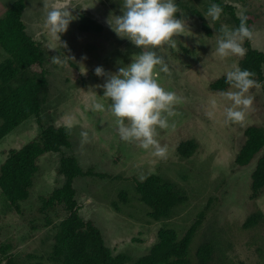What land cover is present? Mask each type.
<instances>
[{
	"label": "rangeland",
	"instance_id": "obj_1",
	"mask_svg": "<svg viewBox=\"0 0 264 264\" xmlns=\"http://www.w3.org/2000/svg\"><path fill=\"white\" fill-rule=\"evenodd\" d=\"M184 1L194 4L196 10L191 13L178 5L180 12L176 15L187 22L186 35L175 38L176 49H156L171 73L169 76L161 72L159 82L166 90L184 98V103L176 109L179 115L172 118L175 128L161 131L158 137L168 149L164 160L153 155L152 150L123 142L116 131L115 118L109 111L92 110L95 102L103 103L106 109L111 103L103 96V88L99 87L106 78L95 75V68L100 66L106 73H116L143 51L127 38H120L108 23L122 15L123 0H49L56 4L70 3L74 7L71 11L75 18L68 30L60 34V41L52 36L46 24L44 0H24L23 20L27 31L41 44L48 58L45 67L51 95L46 98L41 117L51 118L66 128L71 123L73 146L64 147L61 153L48 152L39 158L35 183L28 200L22 205L26 206L27 212L37 209L41 197L65 183L66 178L58 174L60 158L63 153H73L85 169L93 167L97 172L108 174L106 177H76L74 187L81 215L95 221L114 254L122 252L136 260L150 250L161 227L175 228L182 236L204 211L205 217L192 246L214 236L221 249L217 254L222 257L218 261L220 264H264V219L257 226L247 229L242 226L251 214L264 213V193L259 198L250 197L252 165L238 166L235 163L245 129L253 124L264 126V65L263 78L258 81L261 87L250 90L254 102L245 123L229 122L226 110L232 102L225 98L226 92L212 91L209 82L233 70V65L239 66L242 58L238 56L221 59L216 55L221 24L230 28L237 25L230 9H223L220 20L209 27L212 22L205 18V13L213 3L205 0H199L198 4L196 0H175V3ZM14 2L0 0V20ZM221 2L231 5L237 16L243 13L253 20V37L243 44L246 50L249 42L251 47L264 51V0ZM83 14L102 24L103 29L82 30ZM8 57L9 53L0 45V65ZM53 57L63 63H52ZM208 113L213 114L211 118ZM39 126L37 117L33 116L2 138L0 165L7 157L4 151L26 144L38 134ZM81 131H87L90 137V142L83 148ZM189 138L196 140L197 148L193 154L183 156L177 147ZM151 173L173 180L188 195L187 201L168 219H152L148 215L149 206L137 195L135 180L141 181L140 175L146 177ZM11 208L0 189V242L13 239L16 246L12 252L22 264H57L51 260L54 234L56 225L67 213L55 209L50 212L51 223L47 224L48 219L41 215L30 223L26 221L27 216L17 215Z\"/></svg>",
	"mask_w": 264,
	"mask_h": 264
},
{
	"label": "trees",
	"instance_id": "obj_2",
	"mask_svg": "<svg viewBox=\"0 0 264 264\" xmlns=\"http://www.w3.org/2000/svg\"><path fill=\"white\" fill-rule=\"evenodd\" d=\"M14 1L7 15L0 20V45L9 53V57L0 65V140L33 116L37 117L40 130L20 148L4 151L7 157L0 165V189L6 197L7 205L12 207V211L17 215L27 216L26 221L30 223L40 215L48 219L47 224L51 223L50 212L55 209H62L67 213L56 225L54 234L51 260L57 264H220L218 261L222 260V257H217V254L221 249L218 239L214 236L199 242L197 246H192L205 217L204 211L198 214L197 219L182 236L175 228L161 227L150 250L136 260L122 252L114 254L95 221L81 215L75 198L77 190L74 187L76 177H106L108 174L97 172L93 167L85 169L73 153H63L60 158L58 174L66 178L65 183L41 197L37 209L26 211V206L22 204L28 200L35 183L40 167L39 158L48 152L61 153L64 147L72 148L73 140L70 128L59 125L51 118L41 117L45 111L43 106L46 98L51 95L45 67L48 58L41 44L27 31L23 20L26 7L24 0ZM205 1L218 4L225 10L230 9L232 20L239 26V16L231 5L223 4L221 0ZM196 2L198 4L199 0ZM176 4L191 10V13L196 12L194 4L189 5L185 1ZM246 17L247 25L252 30L253 20L249 16ZM80 28L84 31L101 30L103 25L83 14ZM247 46L246 55L240 60L238 67L254 72V79L260 81L263 78L264 51L251 47L249 42ZM209 88L216 93H225L232 89L226 83V74L212 78ZM46 114L50 116L49 113ZM196 148V140L189 138L181 141L177 150L187 156L193 154ZM235 163L238 166L251 163L250 197H261L264 193L263 125L253 124L245 129ZM135 184L139 200L149 206L148 215L154 220L172 217L175 209L188 199L184 188L157 173L147 175L143 181L135 180ZM121 197L127 201L124 195ZM263 219L264 213L257 211L248 216L242 226L246 229L257 226ZM14 246L16 244L13 239L7 238L6 242H0V264H22L12 252Z\"/></svg>",
	"mask_w": 264,
	"mask_h": 264
},
{
	"label": "clouds",
	"instance_id": "obj_3",
	"mask_svg": "<svg viewBox=\"0 0 264 264\" xmlns=\"http://www.w3.org/2000/svg\"><path fill=\"white\" fill-rule=\"evenodd\" d=\"M46 24L53 37L60 41V34L68 30L70 22L75 18L70 3L56 4L44 0ZM122 15L114 21H108L112 30L120 37L127 38L143 51L126 66L116 73H106L98 66L95 75L105 77L103 96L111 101L105 107L103 103L95 102L92 110L109 111L115 118L116 131L123 142L136 144L144 150H152L153 155L167 159L168 149L162 145L158 137L161 131L175 128L172 118L179 115L177 106L184 103V98L174 91L166 90L160 81V73L171 75L168 64L156 49L177 48L176 37L186 35L187 22L181 17L175 0H123ZM223 8L211 4L205 13V18L211 19L209 27L220 20ZM240 24L230 28L221 24L217 37L216 55L221 59L231 56L243 58L246 55L244 41L253 37V31L247 25V17L240 13ZM64 47H67L63 43ZM52 63L62 64L57 57ZM255 73L242 70L233 65V70L226 73V83L236 91L226 92L225 98L232 102L226 110L229 122L243 125L247 112L251 110L254 97L250 94L253 88L259 89L261 84L254 79ZM212 113H208L209 118ZM72 127L71 123L68 125ZM81 148L90 142L89 133L81 131ZM143 181L146 177L140 175Z\"/></svg>",
	"mask_w": 264,
	"mask_h": 264
}]
</instances>
